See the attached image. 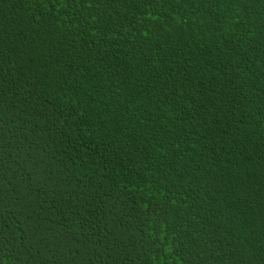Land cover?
Listing matches in <instances>:
<instances>
[{
    "label": "trees",
    "instance_id": "obj_1",
    "mask_svg": "<svg viewBox=\"0 0 264 264\" xmlns=\"http://www.w3.org/2000/svg\"><path fill=\"white\" fill-rule=\"evenodd\" d=\"M0 264H264V0H0Z\"/></svg>",
    "mask_w": 264,
    "mask_h": 264
}]
</instances>
